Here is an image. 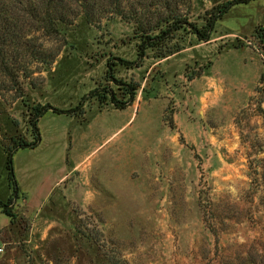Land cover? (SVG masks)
Masks as SVG:
<instances>
[{"label":"rangeland","instance_id":"rangeland-1","mask_svg":"<svg viewBox=\"0 0 264 264\" xmlns=\"http://www.w3.org/2000/svg\"><path fill=\"white\" fill-rule=\"evenodd\" d=\"M227 1L183 0L181 8L203 25L206 12ZM104 16L95 24L80 16L60 26L57 40L26 20L24 45L58 55L53 64H34L32 77L22 76L16 90L0 87V200L13 195L5 148L13 141L32 142V109L76 108L108 84L109 60L117 64L116 78L140 86L134 105L101 110L89 99L84 118L49 111L38 123L41 144L19 150L14 163L20 169L32 158L38 164L48 158L52 165L43 174L40 169L37 180L56 181L70 162L82 161L97 147L98 153L114 154L109 165L129 163L117 162L124 145L130 158L137 152V165L128 180L111 174L115 187L98 190L96 205L63 196L73 184L71 176L34 220L27 219V231L17 224V233L0 237L5 244L0 264H246L255 259L264 253V85L259 84L264 0L234 7L208 43L178 33L172 45L182 49L179 53L158 59L148 51L141 68L118 61L137 60L135 26ZM20 179L30 184L26 176Z\"/></svg>","mask_w":264,"mask_h":264},{"label":"trees","instance_id":"trees-1","mask_svg":"<svg viewBox=\"0 0 264 264\" xmlns=\"http://www.w3.org/2000/svg\"><path fill=\"white\" fill-rule=\"evenodd\" d=\"M257 0H229L217 5L206 12L203 25L193 22L189 18L190 12L184 13L183 0H0V87H19L20 78L32 77L34 64L50 65L57 58V52L38 49L37 46L25 44L23 36L26 20L36 31H43L49 40L61 37L60 26L72 25L80 16H84L89 23L95 24L104 15L119 16L135 26V35L139 39L137 45V60L128 62L118 59L125 67L141 68L147 58L148 51L155 52L158 59H166L179 53L182 49L172 43L176 35L182 31L189 32L199 42L211 41L217 23L222 20L234 7L249 5ZM19 7V8H18ZM99 18H96L97 15ZM264 33V29L260 30ZM60 35V36H59ZM264 40V34H260ZM66 45V44H65ZM117 64L109 60L107 63V85L96 88L82 99L76 108L61 110L50 104L36 106L30 115L32 128V142H15L5 148L7 152L6 168L13 191L12 197L4 202L0 200V209L8 216L13 225H21L27 231L30 227L27 219L20 217L14 210V204L19 199L20 190L15 175L14 155L21 149H36L42 142L39 120L49 111L56 114L73 115L79 118L85 116L86 102L98 101L101 110L112 106L124 111L133 106L140 86L127 83L116 78ZM113 84L117 90L111 87ZM260 87L264 85V73L260 77ZM264 190V183L262 184ZM246 264H264V253L256 255Z\"/></svg>","mask_w":264,"mask_h":264},{"label":"crops","instance_id":"crops-1","mask_svg":"<svg viewBox=\"0 0 264 264\" xmlns=\"http://www.w3.org/2000/svg\"><path fill=\"white\" fill-rule=\"evenodd\" d=\"M123 147L124 145H122L117 151V162L123 163L124 160H129V163L126 161L125 164L111 166L108 161L109 159L113 161L115 160L114 154L110 152L101 154L100 152L103 150L98 153L97 150L100 147H97L92 155L86 157L82 161L74 160V162H70V167L65 169L64 174H62L56 181H50V179L46 178L42 179L39 183L37 180L36 176L39 175V170L41 169L40 172L43 174L45 167L48 168L52 165L48 158L42 159L40 164L32 158L25 163L23 168L21 167L20 169L15 161V175L20 190V197L14 204L15 212L20 217L34 220L43 208L51 202V199L58 189L62 188L71 176H75L73 184L70 188L67 187L65 189V193L61 192L63 196L67 197V199L73 203H78L80 205L98 204L99 197L102 196L98 190L115 187L113 185V180L116 178L112 175H118V179L120 180H128L130 178V173L132 172V166L134 167L137 165V152L133 153L135 158H130L129 155L131 154L129 151H125ZM47 172L48 170H46L45 173ZM25 176L30 180L29 185H25V183L22 182V179H20V177L24 178ZM123 185L122 182V187L117 186V188L122 189ZM87 195L88 197H86ZM15 227L16 226L12 224L11 219L3 214L0 209V237H9L16 231L18 232Z\"/></svg>","mask_w":264,"mask_h":264},{"label":"built area","instance_id":"built-area-1","mask_svg":"<svg viewBox=\"0 0 264 264\" xmlns=\"http://www.w3.org/2000/svg\"><path fill=\"white\" fill-rule=\"evenodd\" d=\"M5 252V244L0 241V255L4 254Z\"/></svg>","mask_w":264,"mask_h":264}]
</instances>
